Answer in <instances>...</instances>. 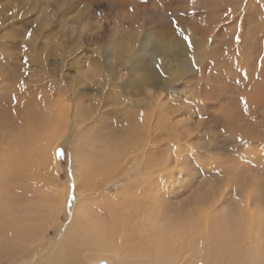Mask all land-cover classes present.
Here are the masks:
<instances>
[{
	"label": "rangeland",
	"instance_id": "1",
	"mask_svg": "<svg viewBox=\"0 0 264 264\" xmlns=\"http://www.w3.org/2000/svg\"><path fill=\"white\" fill-rule=\"evenodd\" d=\"M157 1L0 0V86L4 85V89L0 91V129L3 122L2 113L4 109L2 108L8 102L9 96L14 92H18L19 95L21 92L24 94L23 91L31 92L33 95L31 96V102L40 103L42 101L43 106L47 109L60 105L66 115L70 114V116H73V111L69 105H72V100L74 102L78 100L85 101L89 107H92L96 100L99 99L101 101L102 97H107H104L101 93L104 86L109 91L112 89L123 92L126 96L128 95L129 102L144 99L148 87L145 90L140 89L139 94H136L135 98L134 95L132 97L131 90L133 88L129 82V66L140 73L154 77V85L159 87V85H164L170 78L173 79L177 75L176 72L174 73L171 69H167L168 66L179 63L189 71L184 75V79L176 82L175 91L170 90L161 93L158 89L162 87L156 89L154 86L148 89L154 97L152 100L159 99L161 107L159 112L161 114L159 112L158 114L163 115L160 117L161 120L163 119L162 127L158 129L156 136L158 149L156 151L155 146L150 153V157L158 155L159 160L163 161L169 153L172 156H179L178 162L172 161V164L162 166L163 169L161 168L157 171L158 177H162L164 185L166 184L165 188L171 190V193L167 196L163 197L161 195L160 201L168 197L166 200L173 202H169L168 206L165 204L161 208V213H163L165 208H176L175 204L179 205L182 202H189V205L194 208L200 217L205 215L199 212L202 209H206V214H208L209 218L211 213L218 214L225 210L236 216L238 213L247 215L250 209L256 208L257 203L253 204V202L248 203L245 201L246 193L241 192L235 186V183L233 184V182L229 181L227 173L223 174L222 172V165L224 167L233 165L237 168L234 169L235 172L240 171L244 177L250 175L254 179H260L261 184L264 185V104L256 105L251 111H246L243 106L247 92L252 87H261L264 81V76H262L264 75V38H260L262 41H257L258 43L255 41V48L244 43L245 39H252V35H255V32L253 34L250 32L245 37L246 29L239 20L240 13L232 15L227 12L231 5L233 7L243 5L245 2L243 0H228L229 2L225 0L226 4L218 7L212 3L213 0H209V3H207L208 0H206L207 2L205 0L204 2H202L203 0H178L179 2L175 0L178 3L173 2L174 0ZM161 1L164 2V4L162 3L163 6ZM263 2L264 0H259L257 5L264 6ZM204 3L208 6L204 7L206 6ZM228 3L230 4L226 8L225 5H228ZM196 4L197 6L199 5L198 7L201 10L196 8ZM203 4L204 6H202ZM212 5L214 6L213 9H211ZM164 6L166 7L164 8ZM215 7L218 11L221 9L223 12L219 11L220 13H218V11L214 10ZM179 8H181L182 12L177 11ZM206 9L207 11L204 12L203 10ZM211 11L214 12L212 13ZM141 13L144 15H141ZM260 14L256 15L264 17V10L260 11ZM175 16L177 18H174ZM233 23L236 24V27ZM146 29L147 31H145ZM181 29H184V32ZM237 29L239 30L237 31ZM159 30L165 31V33L158 34L157 32L160 33ZM188 30L191 31L189 32ZM213 30L214 32H212ZM138 31L142 33L140 36L137 35ZM148 31H151L149 36H147ZM181 32L183 36L186 32L193 35L195 39L197 38V41H205L204 43L208 44L211 54L199 64H195L194 61L196 59L194 60V57L199 52L197 49L198 44L190 51L185 45L184 37H181ZM29 33H31L30 36L28 35ZM133 34L135 35L133 36ZM151 35H154V42L155 39L157 40L156 47L158 49L150 46L148 51H144V55L133 58V55L138 51L139 46L141 48L143 42H150ZM230 36L232 38H228ZM237 36H239L238 41L236 39ZM134 45L135 47H133ZM171 47L177 48L171 50ZM130 48L132 49L131 52ZM248 48L251 50L250 53L247 52ZM242 51L249 55L245 56V61L239 60L241 59L239 54ZM125 55H132V59L127 61ZM230 55L231 59L232 57L234 59L230 60ZM233 60L235 63L231 65ZM139 77L142 78L141 75ZM15 88H17V91H14ZM136 90L138 91L137 88ZM259 92L264 94V89ZM159 95L160 97H158ZM100 104H102L100 114L95 116L93 122L86 123L87 127L88 125L97 126L96 129L102 131L121 122V110L126 102L123 104L124 106L120 105L119 107L114 106L112 103L110 104L109 100L105 98ZM229 108L238 109V113L233 119L234 122L228 119L227 121L224 118L223 111ZM244 119L248 120L245 121ZM156 121L157 119L154 122L156 123ZM69 125L70 122L68 123V129ZM4 131L3 129L0 132L2 133L0 136L3 139L5 137L7 141ZM67 132L61 134L55 146V156L60 165L58 179L62 184L69 178L71 184V174H68L71 169L70 164L72 165L71 145L70 142L64 141L67 137ZM175 145L180 155L174 151L176 150ZM57 149H62L59 155L57 154ZM188 164L191 170H186ZM133 165L134 160L131 158L129 165L121 169L116 176L104 179L103 183L106 185L103 184L99 194L101 197L109 195V198L102 197L103 199H108L107 202L103 200L105 203L109 204L110 198V202H115L116 200H112V198L120 197V194H123L126 199L129 192L128 188H132L133 185L140 186V184L135 182L132 185L130 184L131 178L133 179L136 176L130 171ZM162 174L163 176H161ZM143 175L145 173L137 176L139 180L142 179ZM9 185L16 186L13 182ZM61 186L60 184L59 188ZM18 190L23 200L24 197L22 198V196L24 194L20 188ZM5 191L3 192L2 190V194L6 193ZM239 191L241 193H238ZM50 194H47V197H36V200H39L38 203L41 202L40 204L44 207L41 206L39 211H37L39 214L36 213L34 216L30 215L33 207V205L31 207L32 203L28 205L30 207L23 206V209H25L23 211H20L18 204L10 207V212L14 211L10 213L12 214L10 216H17V223H23V226L27 229H30L31 225L33 233L36 231L35 233L40 234L32 236L35 240L28 242L30 246L33 245V242L36 244L33 246L44 245L57 232L56 229H59L61 223H63L61 224L62 226L66 224L67 227L71 223V220H66L65 214L63 215L65 213L64 206L63 211L60 209L61 213L59 212L58 216H54L56 211L52 212V207L50 209L51 212L49 207H46V204L49 203H52L57 208L59 207L58 203L55 202L56 198ZM99 194H96V196L100 198ZM10 196L13 199L17 196V193H11ZM198 196H204V199ZM196 197H198V201L195 203L194 199ZM120 199L122 198H119L118 201ZM0 201L5 202L2 199ZM215 202L217 203L215 204ZM19 203L23 205L21 200ZM247 203L248 205H246ZM7 206L5 204V211ZM0 207H2V204ZM26 208L30 210H26ZM109 209L112 210L113 208L109 207ZM47 211L49 212L47 213ZM19 212H27L28 214L24 216ZM99 212L96 213L101 216L108 212H110L108 216L112 214L108 209L107 211ZM0 214L5 216V213L0 212ZM104 215L107 216L106 214ZM29 217L32 218L29 219ZM0 220L4 222L3 219ZM7 220L10 221V219ZM28 232L32 233V231ZM39 238H41L40 241H38ZM20 243L26 244L27 242L23 243L22 241ZM30 250L34 252V248L31 247ZM86 257L82 264H104L105 261L110 264V261L105 260V258L97 261L95 259L89 260L93 256L87 255ZM176 263H179V260L175 259L173 264ZM180 263L190 264L189 257L185 261L181 259ZM27 264H32V262L28 261ZM113 264H116L115 261Z\"/></svg>",
	"mask_w": 264,
	"mask_h": 264
},
{
	"label": "bare ground",
	"instance_id": "2",
	"mask_svg": "<svg viewBox=\"0 0 264 264\" xmlns=\"http://www.w3.org/2000/svg\"><path fill=\"white\" fill-rule=\"evenodd\" d=\"M177 1L174 0L173 2ZM243 1H245L244 4H241L239 7H233L231 5L232 7L230 6L227 12H230L232 15L240 13L239 20L241 25H244L246 29V32L243 30L246 33L245 37H247L248 33L250 34L251 32L253 34L255 32V35H252V39H243L244 43L249 44L248 46L252 45L254 47L255 41H262L260 38H264V17H260V11L264 10V6L257 5L259 0ZM202 2H204V0ZM205 2L207 1L205 0ZM226 2L229 1L226 0ZM162 3L164 4V2L161 1V4ZM207 3H209V0ZM212 3L216 4L217 7L226 4L225 0H213ZM204 4L202 6H204ZM229 4L230 3L225 5L226 8ZM198 6L196 7L197 9H199ZM207 6L208 5L204 7ZM165 7L166 6H164V8ZM204 7L202 8L204 9ZM181 8L177 11L182 12L183 8L182 11ZM213 8L214 6L211 9ZM199 10H201V8ZM208 10L210 9L208 8ZM214 10L218 11L216 7ZM152 11L154 12V10ZM166 11L168 10L166 9ZM203 11L206 12L207 9ZM219 11L223 12L221 9H219ZM219 11L218 13H220ZM222 12L221 14H223ZM258 13L260 14L259 16L256 15ZM141 15L144 14L141 13ZM174 18L177 17L175 16ZM201 18L203 17L201 16ZM133 21L132 23L135 22ZM205 21L207 22V20ZM223 24L225 25V23ZM233 25L235 26L236 24L233 23ZM135 28L137 29V27ZM181 30L184 32V29ZM238 30L239 29H237V31ZM145 31H147V29ZM151 31L147 32V36L151 34L149 33ZM159 31L160 33L156 32L158 34L165 33V31ZM212 32H214V30ZM141 34L140 31L137 32L138 36ZM134 35L135 34H133V36ZM151 36L150 42H143L141 48L140 46L138 47L137 52L139 53L134 51L135 54L133 58L144 55V51H148L150 46H154L158 49L156 47L157 40L155 39L154 42V35ZM184 36H187L192 43V47L189 48L188 41L185 40V45L190 51L198 44L197 49L199 52L197 51L196 58L194 57V60L196 59V61H194L195 64H199V62L203 61L211 54L210 48L208 49V44L204 43L205 41H197V38L195 39L193 35L186 32ZM184 36L182 35L181 37ZM228 38L232 37L230 36ZM133 47H135V45ZM174 48L177 47H171V50ZM131 51L132 49L130 52ZM190 51L189 53L191 54ZM250 51L251 50L248 48L247 52L250 53ZM231 52L232 50L230 54ZM239 55H241L240 61H245V56H249L247 53H243V51ZM125 58L128 61L132 59V55H125ZM229 59L232 60L234 58L232 57L231 59L230 55ZM232 62L233 64L231 65H234L236 59L235 62L234 60ZM128 69L130 73L129 82L132 84L134 92L130 90L134 98L136 94H139V91H141L140 89L145 90L147 87L150 89L151 86H154L156 89L162 87L158 89L161 93L170 90L175 91L176 82L184 79V75L189 71L185 66L179 63L171 64L167 69H171L174 73L176 72L177 75L173 79L170 78L164 85L161 84L157 87L154 85V77L143 74L142 72L140 73L130 66ZM140 75L142 78L139 77ZM261 85V87H252L247 92L244 100L245 104H243L246 111L253 110L256 105L264 104V94L263 92H259L264 89V81ZM51 86L53 85L51 84ZM3 89L4 85L2 84L0 86V91ZM148 89L144 99L129 102L128 95L126 96L123 92L114 91L112 89L109 91L107 87L104 86L101 93L104 97L107 96L105 98L109 100L110 104L112 103L114 106L119 107L125 104V102L126 104L125 106L123 105V109L121 108V122L102 131L96 129L97 126L88 125L87 127L86 123L93 122L95 116L100 114L102 109V104H100V102L105 99L103 97L101 101L99 99L96 100V103H94L92 107H89L85 101L78 100L79 102H74L72 100V105H69L73 111V116H70V114L66 115L60 105L47 109L43 106L42 101L40 103H36V101L31 102V96H33L31 92L27 93L23 91L24 94L21 92L20 95L18 92H14L9 96L8 102L2 108L4 109L2 113V128L5 130L4 135L7 141L5 137L3 139V137L0 136V199L5 200L4 203L0 201L2 204L0 212L5 213V216L0 214V219L4 220V222L0 220V264H27L28 261L32 262V264H82L87 255L93 256L90 257L91 259L89 260L95 259L101 261L105 258V260L110 261V264H113L114 261L116 264H173L175 259L179 260V263L176 264H183L180 263V260L182 259L185 261L187 257H189L190 264H194L195 262V264H264V185L261 184L262 182L260 179H254V177L250 175L244 177L240 171L235 172L234 169L237 168L233 165H226L225 167L222 165L223 174L227 173L226 175L229 176V181L233 182V184L235 183V186L241 192L246 193V202H253V204L257 203L256 208L250 209L251 211L249 210L247 215H243L244 213L237 214L235 212L237 214L236 216L225 210L218 214L211 213L209 218L207 216L208 214H206V209H202L199 212L205 215L200 217L197 212H195L194 208L189 205V202H182L179 205L175 204L176 208L179 210L175 207L171 209L165 208L163 209V213H161V208L165 204L168 206V203L171 202L170 200H166L168 197L160 201L161 195L163 197L167 196L171 193V190L165 188L166 184L164 185L162 177H158L157 171H159L162 166L172 164V161L178 162L179 156H172V154L168 152L170 155L167 154V157L165 156L166 159L163 161L159 160L158 155L150 157L152 149L155 146L156 151L158 149L156 136L158 129L162 127L163 119L161 120L160 117L163 115H160L161 113L159 112L161 109L158 101L159 99L152 100L154 97ZM14 91H17V88H15ZM158 97H160V95ZM234 108L223 111L226 120L228 119L234 122V116L238 113V109ZM158 112L160 114H158ZM155 119H157L156 123L154 122ZM69 122L70 125L68 129ZM2 128L0 132H2ZM65 132H67V137L64 141L70 142L72 156V165L70 164L71 169L68 174H71V184L74 183L76 185V200L72 202L71 206H69L67 201L71 186L70 178L66 180L65 183H60L58 179L60 165L55 156L56 143L61 134H65ZM0 135H2V133H0ZM175 147L176 150L174 151L180 155L176 145ZM131 158L134 160V165L130 168V171L136 176L133 179L131 178L130 184L132 185V183L135 182L140 184V186L133 185V189L128 188L129 192L126 199L123 194H120V197L110 195L114 197L112 200L115 199L116 201H112V203L110 202V198L109 204L105 203L103 200L106 199H103L102 197L104 196L101 197L99 194L100 190L103 188V184H105L103 183L104 179L106 177L110 178L116 176L121 169L129 165ZM187 169H190L189 164L186 166V170ZM142 173H145V175L139 180L137 176ZM161 176H163V174ZM11 182L15 183L16 186H10L9 184ZM32 183H34V185H32ZM60 184L62 185L61 187H63L62 190L61 187L59 188ZM161 185H164V190ZM18 188H20L24 194V196H22V198L24 197L23 200L21 199ZM2 190L3 192L6 190V193L2 194ZM240 191L238 193H241ZM11 193H17V196L11 199ZM49 193L52 194H50L52 197L56 198L55 202L58 203L57 205L59 207L53 206L52 203L46 204V207H49V211L52 207L53 210L51 209V211H56L54 214L55 216L59 212L61 213L64 206L65 213H62L63 215L65 214L64 217L66 220H71V223L68 227L66 224L62 226L61 224L63 223L60 224L62 227L58 224L59 229H56L57 232H55L44 245L33 246L35 244L33 242V245L30 246L28 242L35 240L33 237L40 234L35 233L36 231H34V234L33 230H31V228H33L31 225V228L27 229L23 226V223H17L16 220L18 217L10 216L12 215L10 213L14 212H10V207L18 204L20 211H23L25 210L23 206L30 207L28 205L32 203L31 207L32 205L33 207L31 208L30 215L34 216L36 213L39 214L37 211L43 206L40 204L41 202L38 203L39 200H36V197H47ZM96 194H99L100 198L96 196ZM107 197L109 198V195ZM198 197L194 199L195 203L198 201ZM119 198L122 199L118 201ZM199 198L204 199V196ZM20 200L23 202V205H20ZM217 202H215V204ZM248 203L246 205H248ZM5 204L8 205L6 211L4 208ZM109 207L113 209L111 210ZM107 209L112 212V214H110L111 216H108L110 212L104 213L107 216L104 214L101 216L96 213L98 211H107ZM26 210L30 209L26 208ZM49 211H47V213ZM19 213H22L24 216L28 214L27 212ZM31 218L32 217H29V219ZM7 219H10V221ZM25 226L27 225L25 224ZM28 231H32V233ZM40 240L41 238L38 239V241ZM19 241L27 243L22 244ZM31 247L34 248V252L30 250Z\"/></svg>",
	"mask_w": 264,
	"mask_h": 264
},
{
	"label": "snow or ice",
	"instance_id": "3",
	"mask_svg": "<svg viewBox=\"0 0 264 264\" xmlns=\"http://www.w3.org/2000/svg\"><path fill=\"white\" fill-rule=\"evenodd\" d=\"M29 36L31 35V33L28 34ZM181 35H183V33L181 32ZM184 39L186 41H188V47L191 48L192 47V43L191 41L189 40V38L187 36H184ZM237 41L239 40V36H237ZM159 67V65H158ZM62 152V149H57V154L59 155L60 153ZM75 189H76V185L73 183L71 184L70 186V191H69V194L67 196V201H68V204L69 206L72 205V202H74L76 200V194H75ZM104 264H107V262L105 261Z\"/></svg>",
	"mask_w": 264,
	"mask_h": 264
}]
</instances>
